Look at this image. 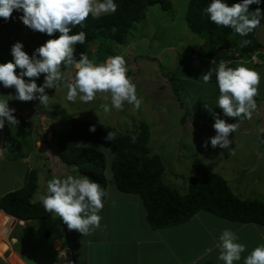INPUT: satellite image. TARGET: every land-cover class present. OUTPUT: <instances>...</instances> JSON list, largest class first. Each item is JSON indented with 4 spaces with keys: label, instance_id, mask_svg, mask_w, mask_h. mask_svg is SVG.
Here are the masks:
<instances>
[{
    "label": "rangeland",
    "instance_id": "obj_1",
    "mask_svg": "<svg viewBox=\"0 0 264 264\" xmlns=\"http://www.w3.org/2000/svg\"><path fill=\"white\" fill-rule=\"evenodd\" d=\"M172 2V9L167 12L159 6L148 8L142 23L134 24L127 39L121 45L111 47V56L122 55L126 60L127 75L135 83L137 95L143 101L139 110L125 104L123 110L112 109L105 113L100 107L105 103L103 94H98L89 103L79 100L69 102L65 99L66 88L60 82L55 88L45 90L50 98L47 107L38 100L19 101L15 99L14 87L0 86V95H3V99H10L8 105L16 110L14 115L19 121L15 126L6 124L0 130V198L6 192L20 189L26 173L34 170L38 182L31 202H38L39 195L46 190V182L54 175L66 173L56 171L59 165L55 157L57 135L69 133L72 120L85 119L113 127L123 135L138 134L140 128L145 126L149 131L148 148L158 154L164 164L163 183L182 195L188 193L191 177L209 171L221 176L240 199L264 202V106L261 105V113L258 111V104H264V101L256 103L255 113L252 112L248 122L236 123V131L229 135L231 151L218 146L212 148L210 144L208 147L202 146L215 135L212 114H219L227 123H231V117L223 116L221 110L215 107L219 95L215 74L209 83H203L202 75L212 67V63L199 62V65L193 55L198 52L202 41L188 30L184 22L189 0ZM18 17L12 13L0 25V63L12 60L10 49L17 41L23 44V51L31 56L35 48L48 39H54L53 36L28 29ZM256 38L263 47L261 52H264V20L256 32ZM191 48L195 50L192 52ZM91 50L95 51V48ZM80 54L74 51L77 60ZM92 55L87 56L95 61ZM254 62L256 67L242 61L233 62L230 66L236 67L242 63L260 74L255 98L261 99L264 98V63L251 61ZM61 71L65 80L71 78L73 70L70 66H62ZM43 78L44 74H41L36 79L38 86L43 83ZM196 132L208 135H201L200 138ZM179 135L181 137L177 138ZM93 148L103 150L101 147ZM111 156L110 153L106 154L105 170L106 190L110 198L111 191L115 194L110 170ZM51 218L50 222L54 220L53 224H58L56 231L61 232L64 225L66 234L74 233L59 217ZM132 223H138V218H134ZM193 226L194 223L187 225L185 231H194ZM51 230L54 232L53 226ZM46 231L43 232L44 238Z\"/></svg>",
    "mask_w": 264,
    "mask_h": 264
},
{
    "label": "clouds",
    "instance_id": "obj_2",
    "mask_svg": "<svg viewBox=\"0 0 264 264\" xmlns=\"http://www.w3.org/2000/svg\"><path fill=\"white\" fill-rule=\"evenodd\" d=\"M261 3L262 0H241L229 5L227 0H208L203 11L209 21L218 27L230 28L235 34L247 37L264 20V12L260 7L250 12L249 6H259ZM117 8L116 0H0V18L5 21L15 10L22 13L18 19L33 32L50 37L59 33L57 38L48 39L35 48L31 56L23 51L21 42L14 43L10 49L12 60L0 63V86L14 87L15 99L19 101L38 100L47 107L50 98L45 90L55 88L60 82L66 88L65 99L69 102L79 100L89 103L98 94H103L105 103L100 107L105 113L112 109L123 110L125 104L139 110L143 101L137 95L135 83L127 75L124 56H109L102 63L90 60L84 53L80 54L78 60L74 57L76 45L85 43L86 33L79 31L72 34L73 28L77 25L83 28L90 15L99 18L103 14L115 13ZM249 43L247 39L241 40L240 47L244 48ZM254 57L252 61H255ZM212 63L216 66L205 72L202 80L207 84L215 74V85L219 93L215 107L221 110L223 116L235 118V121L241 117L251 118L256 108L255 97L258 94L260 74L242 63L231 67V60ZM252 64L256 65L255 62ZM62 66L72 68L69 80H65ZM17 69L20 71L17 72ZM41 74H44L43 83L38 86L36 79ZM25 77L30 79L25 80ZM2 97L0 95V130L6 124L15 126L19 123L14 115L16 110L8 105L10 99ZM212 115L215 135L202 146L208 147L210 144L212 148L218 146L231 151L229 135L236 131L238 125L227 123L217 113ZM89 131H95V127H90ZM114 137L115 133L108 132V140ZM135 140L133 136L132 141ZM104 196L105 192L97 182L76 170L75 174L62 173L48 180L46 190L39 195V202L45 212L59 217L69 230L88 235L100 227L102 217L99 213L104 207ZM217 240V259L223 264H237L242 259L243 264H264V243L258 244L242 257L246 245L240 242L239 236L230 228L223 229ZM16 242L13 238L12 243ZM4 249L7 250V245H4Z\"/></svg>",
    "mask_w": 264,
    "mask_h": 264
},
{
    "label": "trees",
    "instance_id": "obj_3",
    "mask_svg": "<svg viewBox=\"0 0 264 264\" xmlns=\"http://www.w3.org/2000/svg\"><path fill=\"white\" fill-rule=\"evenodd\" d=\"M228 4L241 0H227ZM118 8L115 13L93 18L91 15L84 22L83 28L75 26L72 34L79 31L86 33L85 43L76 45L75 51L92 55L96 63H102L105 57L111 56V47L121 45L129 36L134 24L142 23L146 10L159 6L162 11L172 9V0H116ZM208 0H189L184 22L188 30L202 43L196 53L197 63L221 60L251 63L256 56L264 60L262 46L256 38L259 27L247 37L235 34L230 28L218 27L210 22L203 9ZM260 7L264 11V0L257 5H250L249 11ZM17 16L21 12L15 11ZM4 19L0 18V25ZM59 33L53 35L57 38ZM250 43L240 47L241 40ZM198 41V40H197ZM92 46L96 50L92 52ZM237 55V56H236ZM201 65V64H199ZM214 68L216 65L211 64ZM261 103L264 98H255ZM249 118H239L231 123H245ZM69 133L57 135L55 151L58 159L56 171L81 175L97 182L107 196L105 179L106 154L110 153V170L116 191L124 195L139 198L145 210L148 225L156 230L189 221L200 211L210 213L220 219L241 225L264 227V202L254 199H240L228 187L219 175L204 171L198 177L188 181V193L182 195L163 183L164 164L158 154L148 148L149 131L145 126L138 134H121L115 128L91 120L74 119ZM94 126L95 131H89ZM108 132L115 133L114 139H107ZM135 136V142L132 137ZM101 147L103 150L94 149ZM106 153V154H105ZM66 168V169H65ZM74 170V171H73ZM38 175L30 170L26 173L24 183L18 190L9 192L0 198V210L20 222L44 220L51 216L45 212L41 203H32L31 199L37 190ZM12 218V219H13Z\"/></svg>",
    "mask_w": 264,
    "mask_h": 264
},
{
    "label": "crops",
    "instance_id": "obj_4",
    "mask_svg": "<svg viewBox=\"0 0 264 264\" xmlns=\"http://www.w3.org/2000/svg\"><path fill=\"white\" fill-rule=\"evenodd\" d=\"M261 105L264 104H258L260 113ZM201 135L208 134H198L200 138ZM110 195L111 198L107 192L99 213L102 217L100 227L88 235L73 230L71 237L66 234L64 225L61 232L56 231L58 224H53L54 220L50 222L52 215L44 220L20 222L0 210L8 216L0 213V264H223L217 259V238L225 228L235 232L246 245L242 257L264 243V227L231 223L204 211L182 226L154 230L148 225L145 210L136 196L120 194L116 189L115 194L111 191ZM134 218H138V223H132ZM191 223L195 230L185 231ZM45 230L46 238L43 237ZM14 237L16 243H12ZM237 264H243V259Z\"/></svg>",
    "mask_w": 264,
    "mask_h": 264
},
{
    "label": "built area",
    "instance_id": "obj_5",
    "mask_svg": "<svg viewBox=\"0 0 264 264\" xmlns=\"http://www.w3.org/2000/svg\"><path fill=\"white\" fill-rule=\"evenodd\" d=\"M70 264H72V262H70Z\"/></svg>",
    "mask_w": 264,
    "mask_h": 264
}]
</instances>
